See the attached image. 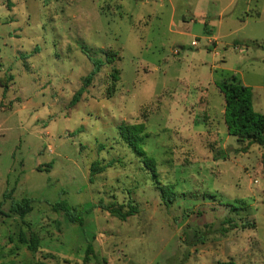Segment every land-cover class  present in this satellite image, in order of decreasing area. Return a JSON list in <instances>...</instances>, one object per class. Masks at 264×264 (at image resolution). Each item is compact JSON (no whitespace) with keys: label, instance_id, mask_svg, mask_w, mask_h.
I'll return each mask as SVG.
<instances>
[{"label":"rangeland","instance_id":"1","mask_svg":"<svg viewBox=\"0 0 264 264\" xmlns=\"http://www.w3.org/2000/svg\"><path fill=\"white\" fill-rule=\"evenodd\" d=\"M234 74L264 113V0H0V264H264V145L228 132ZM140 122L170 204L122 134ZM58 200L93 207L79 224Z\"/></svg>","mask_w":264,"mask_h":264},{"label":"trees","instance_id":"2","mask_svg":"<svg viewBox=\"0 0 264 264\" xmlns=\"http://www.w3.org/2000/svg\"><path fill=\"white\" fill-rule=\"evenodd\" d=\"M259 44V43H258ZM260 45V44H259ZM108 61L114 60V52L107 54ZM94 69L84 79V85L77 90L71 100V104H76L80 99L86 87L90 84L94 75L100 70L103 60L94 59ZM114 77H118L115 73ZM225 96V111L224 117L228 127V132L238 138L241 143L247 142L248 145L259 144L264 145V113L258 111L254 107L253 90L251 86L245 84L239 77L234 74L231 79L225 80L220 86ZM122 134L124 135L128 144L133 147L137 153L143 156L145 166L152 172V175L158 183V188L161 191L162 198L166 204H170L176 197L175 185L173 183L161 184L158 179L157 162L154 158L145 156V152L134 144L132 139L136 134L138 135L145 129V123L123 124L121 126ZM139 138V136H138ZM105 166H101L99 161H95L91 167V179L99 172L104 171ZM11 197V192L5 191L4 198ZM4 202H0V211ZM100 206L108 209L112 214L127 219L129 216L138 211L137 205L130 204V209L124 211L121 207L114 208L106 206L100 202ZM93 206H88L84 211H90ZM33 209V199L24 197L21 200L13 201L7 215L18 214L25 217ZM53 209L56 211H63L70 221L83 224V210H78L76 207L70 205L66 200H58L53 204ZM236 227L237 224L235 223ZM41 236L35 233L31 234L29 240L21 234L20 241L28 243L31 250H37ZM93 252V245L90 243L86 249L85 261L90 260V254ZM44 264V262H38ZM219 264H236L233 260L222 261Z\"/></svg>","mask_w":264,"mask_h":264}]
</instances>
